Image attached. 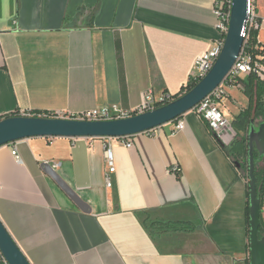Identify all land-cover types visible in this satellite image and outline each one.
I'll list each match as a JSON object with an SVG mask.
<instances>
[{
	"label": "crops",
	"instance_id": "1",
	"mask_svg": "<svg viewBox=\"0 0 264 264\" xmlns=\"http://www.w3.org/2000/svg\"><path fill=\"white\" fill-rule=\"evenodd\" d=\"M217 1L0 0V114L68 116L134 109L150 89L180 95L219 39ZM256 3L264 51V0ZM249 105L242 85L227 88L221 109L233 127ZM183 119L176 135L173 122L129 138L132 149L115 138H30L0 148V218L29 262L251 264L244 157L235 162L194 112ZM247 124L238 125L240 137ZM260 124L251 121L248 132ZM46 162L61 164L56 171L90 211L44 172Z\"/></svg>",
	"mask_w": 264,
	"mask_h": 264
},
{
	"label": "water",
	"instance_id": "2",
	"mask_svg": "<svg viewBox=\"0 0 264 264\" xmlns=\"http://www.w3.org/2000/svg\"><path fill=\"white\" fill-rule=\"evenodd\" d=\"M233 3L230 28L220 57L207 76L186 94L156 110L119 120L81 121L68 118L10 116L0 121V148L30 138H131L159 129L192 112L226 81L243 51L245 39L242 32L248 19V0H233ZM249 138L251 153L254 154L256 143L260 154L263 155L264 122L259 132L251 129ZM42 167L77 206L85 212L90 211L89 206L67 185L50 163H43ZM249 177L250 204L257 205L255 215L251 208V264H264V241L260 239L261 203L257 194L254 162L250 163ZM0 249L10 264H31L1 218Z\"/></svg>",
	"mask_w": 264,
	"mask_h": 264
},
{
	"label": "built area",
	"instance_id": "3",
	"mask_svg": "<svg viewBox=\"0 0 264 264\" xmlns=\"http://www.w3.org/2000/svg\"><path fill=\"white\" fill-rule=\"evenodd\" d=\"M233 5V0H218L215 4L213 12L217 19L216 29L219 33V39L211 50L207 51L205 54H203L197 59L195 64V71L191 79V82L195 83L196 85L213 69L215 63L217 62L218 58L222 53L230 28ZM261 26L262 21L257 13L256 0H248V19L242 32L243 37L245 39V43L239 59L231 70L226 81L210 96H208L204 101H202L198 106H196L192 111L199 118L205 120L209 124L211 129L216 134L217 138L221 141L223 145L227 147H233L238 138L237 132L232 127V122L225 116L221 109V105L224 99L227 97V88L242 87V83L240 81L242 75L256 74L262 81H264V68L260 65L261 62L254 61L251 54L246 51V47H248L250 44L252 32L258 31ZM176 99L177 97L173 94L163 93L162 95H157L153 89H150L142 95L141 104L134 109H125L119 105H109L68 116L59 112L51 114H41L38 117L68 118L81 121L119 120L131 118L133 116L156 110L162 106L173 102ZM35 115L36 114L30 112L22 113L21 115L15 116L33 117ZM10 116L0 114V121ZM183 117L174 121V135L186 129V122L184 121ZM154 131L155 130H151L146 133L152 135L154 134ZM121 140L127 148H133L134 144L131 140H129V138H123ZM12 154L17 160V162H22L21 158L18 156L16 149L13 150ZM105 156L108 164L106 182L107 186L111 187V175L116 172V163L114 160L113 151L110 146L106 147ZM51 166L56 170L61 166V164L58 162H54L53 164H51ZM179 171L180 167L176 166L175 168H173L172 173L178 174ZM1 188L2 184L0 183V189ZM0 264H10L4 257L1 249Z\"/></svg>",
	"mask_w": 264,
	"mask_h": 264
},
{
	"label": "trees",
	"instance_id": "4",
	"mask_svg": "<svg viewBox=\"0 0 264 264\" xmlns=\"http://www.w3.org/2000/svg\"><path fill=\"white\" fill-rule=\"evenodd\" d=\"M258 32L259 30L252 32L250 44L248 47H246V51H248V53L251 54L254 61H258L262 63L264 60H261L260 58L264 56V51L261 50V46L258 42ZM249 75L250 77L248 82L242 80L240 81L242 85H244L245 94L249 98L250 105L249 108L245 112L241 113L235 120L233 127L238 134V138L235 144L233 145V147H231V149H228L227 151L229 156L235 162H238V160H236L237 155H240L245 159L248 158L249 156V151L247 146L248 135H249L248 132L249 123L251 121H256V120H261V124L264 122V81H262L256 74H249ZM195 86L196 84L191 82L188 85L187 89L184 92H182L180 95H177L176 97L179 98L180 96L186 94L187 92L192 90ZM39 115L41 114L38 113L35 116H39ZM245 122H248L243 132V134L245 133L246 136L244 135L240 137V132H239L241 131L240 126H243ZM233 152L236 153L233 154ZM254 156H255L254 175L257 185V194H258V199L262 200V198L264 197V157L260 156L257 150H254ZM262 163L263 166H261ZM238 165L241 168V170L245 169L246 171H248L247 169H249L250 172V167L248 162L246 163L243 162L242 164L239 163ZM246 176L248 178V175ZM249 203H250V182H249ZM262 231H263V224L260 217V233Z\"/></svg>",
	"mask_w": 264,
	"mask_h": 264
},
{
	"label": "flooded vegetation",
	"instance_id": "5",
	"mask_svg": "<svg viewBox=\"0 0 264 264\" xmlns=\"http://www.w3.org/2000/svg\"><path fill=\"white\" fill-rule=\"evenodd\" d=\"M261 129V126L259 127V129L257 130V132H259ZM247 146H248V151H249V156L248 158H246V162L249 163V167H250V138H249V135H248V143H247ZM254 150H257L259 155L264 157V154L261 155L258 148H257V144L254 143ZM261 166H263V163L261 164ZM248 171V179H249V169H247ZM249 182H250V179H249ZM260 203H261V220H262V224H263V231L260 233V239L264 241V218H263V215H264V197L262 198V200H260Z\"/></svg>",
	"mask_w": 264,
	"mask_h": 264
},
{
	"label": "rangeland",
	"instance_id": "6",
	"mask_svg": "<svg viewBox=\"0 0 264 264\" xmlns=\"http://www.w3.org/2000/svg\"><path fill=\"white\" fill-rule=\"evenodd\" d=\"M260 65L264 68V61H263ZM260 126H261V125H256L255 128H252V131H253V130H258ZM251 149H252V148H251ZM251 152H252V151L250 150V163H251V162L253 163V162L255 161V156H254V154L251 153ZM243 162L246 163V159H245V158H243ZM244 171H245L246 174L248 175V173H247V171H246L245 169H244ZM256 206H257V205H256ZM256 206H254V205L251 206L254 215H255V213H256V211H257ZM263 218H264V215H263Z\"/></svg>",
	"mask_w": 264,
	"mask_h": 264
}]
</instances>
